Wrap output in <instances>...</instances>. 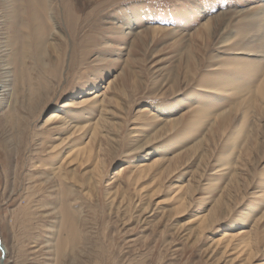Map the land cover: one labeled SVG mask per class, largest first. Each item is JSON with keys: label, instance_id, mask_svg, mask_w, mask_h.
I'll list each match as a JSON object with an SVG mask.
<instances>
[{"label": "rangeland", "instance_id": "rangeland-1", "mask_svg": "<svg viewBox=\"0 0 264 264\" xmlns=\"http://www.w3.org/2000/svg\"><path fill=\"white\" fill-rule=\"evenodd\" d=\"M263 30L264 0H0V264H264Z\"/></svg>", "mask_w": 264, "mask_h": 264}, {"label": "bare ground", "instance_id": "bare-ground-1", "mask_svg": "<svg viewBox=\"0 0 264 264\" xmlns=\"http://www.w3.org/2000/svg\"><path fill=\"white\" fill-rule=\"evenodd\" d=\"M56 11V10H55ZM263 12V11H262ZM252 15V14H251ZM251 17V16H250ZM252 20V19H251ZM255 20V19H254ZM251 23V22H250ZM261 29V28H260ZM264 31V30H263ZM252 37V36H251ZM264 38V37H263ZM260 39V38H259ZM262 39V38H261ZM258 41V40H257ZM251 42H252V38H251ZM62 44V43H61ZM61 48V47H60ZM240 53V52H239ZM246 53V52H245ZM248 53V52H247ZM246 53V54H247ZM4 86V85H3ZM1 90V89H0ZM58 117V113L56 114V113H53V115H51V118H57ZM60 117V116H59ZM59 120V119H58ZM14 124H16V123H14ZM13 124V125H14Z\"/></svg>", "mask_w": 264, "mask_h": 264}, {"label": "water", "instance_id": "water-1", "mask_svg": "<svg viewBox=\"0 0 264 264\" xmlns=\"http://www.w3.org/2000/svg\"><path fill=\"white\" fill-rule=\"evenodd\" d=\"M0 249H1V252H2V259H4V257H5V248L2 245L1 240H0Z\"/></svg>", "mask_w": 264, "mask_h": 264}]
</instances>
